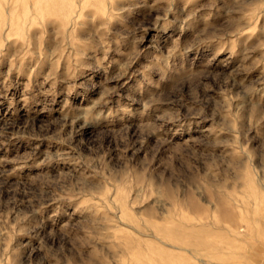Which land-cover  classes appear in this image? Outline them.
Here are the masks:
<instances>
[{
	"label": "rangeland",
	"instance_id": "obj_1",
	"mask_svg": "<svg viewBox=\"0 0 264 264\" xmlns=\"http://www.w3.org/2000/svg\"><path fill=\"white\" fill-rule=\"evenodd\" d=\"M0 264H264V0H0Z\"/></svg>",
	"mask_w": 264,
	"mask_h": 264
}]
</instances>
